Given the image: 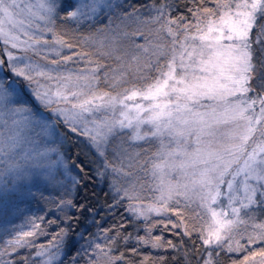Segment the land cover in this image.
Segmentation results:
<instances>
[{
    "label": "snow or ice",
    "instance_id": "obj_1",
    "mask_svg": "<svg viewBox=\"0 0 264 264\" xmlns=\"http://www.w3.org/2000/svg\"><path fill=\"white\" fill-rule=\"evenodd\" d=\"M0 264H264V0H0Z\"/></svg>",
    "mask_w": 264,
    "mask_h": 264
}]
</instances>
